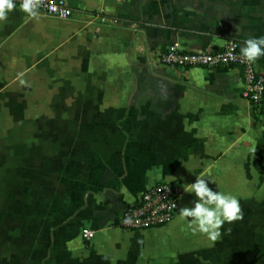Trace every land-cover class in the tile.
Here are the masks:
<instances>
[{
    "label": "crops",
    "instance_id": "0c3cea01",
    "mask_svg": "<svg viewBox=\"0 0 264 264\" xmlns=\"http://www.w3.org/2000/svg\"><path fill=\"white\" fill-rule=\"evenodd\" d=\"M65 2L0 23V264H264V102L253 116L236 67L156 56L264 36V0ZM196 176L243 209L215 243L179 216ZM157 181L180 187L173 221L119 228Z\"/></svg>",
    "mask_w": 264,
    "mask_h": 264
},
{
    "label": "built area",
    "instance_id": "2783aa9c",
    "mask_svg": "<svg viewBox=\"0 0 264 264\" xmlns=\"http://www.w3.org/2000/svg\"><path fill=\"white\" fill-rule=\"evenodd\" d=\"M15 3L16 7H19L21 0H15ZM39 12L60 19H69L73 15V9L65 0H43ZM241 47L240 42L235 39L227 40L219 49L207 51L185 50L173 43L158 51L156 56L161 62L179 69L238 68L243 81L241 96L249 102L251 112L256 117L261 114L263 108L264 75L257 69L256 62L247 63L243 60ZM179 192L180 187L175 182H155L141 193L137 203L128 205L124 209L116 219V225L123 230L136 231L170 223L177 213ZM173 204L177 207H172ZM126 216L132 217V224L122 223ZM94 235L95 231L89 228L81 230L83 239L91 240Z\"/></svg>",
    "mask_w": 264,
    "mask_h": 264
},
{
    "label": "clouds",
    "instance_id": "9594fccd",
    "mask_svg": "<svg viewBox=\"0 0 264 264\" xmlns=\"http://www.w3.org/2000/svg\"><path fill=\"white\" fill-rule=\"evenodd\" d=\"M43 0H21L19 8L32 18L40 15L39 9ZM16 9L15 0H0V23L7 22L8 14ZM237 32L239 25L235 26ZM243 60L247 63H254L260 57H264V36L251 37L243 42L240 48ZM20 84L29 86L24 80L23 73L18 74ZM255 152L256 149H253ZM210 183L215 181L204 176H196L195 181L187 186L185 192L194 194L195 199L190 201L189 205L179 208V216L188 222V228L193 234H203L211 242L215 243L222 235L221 229L227 222L229 224L243 219V209L239 199L231 194L214 190ZM122 193L127 194L126 189ZM172 207H177L173 204ZM125 225L133 223L131 216H126L122 221Z\"/></svg>",
    "mask_w": 264,
    "mask_h": 264
}]
</instances>
